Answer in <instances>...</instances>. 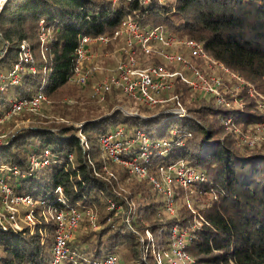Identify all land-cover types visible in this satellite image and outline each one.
I'll return each instance as SVG.
<instances>
[{"label": "trees", "instance_id": "16d2710c", "mask_svg": "<svg viewBox=\"0 0 264 264\" xmlns=\"http://www.w3.org/2000/svg\"><path fill=\"white\" fill-rule=\"evenodd\" d=\"M129 14L142 24H158L176 37L199 41L211 57L264 93V0H5L0 5V35L6 41L0 56V73L5 76L0 121L11 99L38 90L47 98H58L69 84L92 87L104 71L90 75L85 84L73 83L75 47L84 35L112 34ZM41 31L47 34L44 42ZM23 40L33 51V61L15 70L17 81L12 82L8 74L19 61ZM172 91L185 107L183 116L164 113L161 106H139L138 115L124 113L115 107L125 98L115 86L105 93L100 107L78 99L70 109L62 108L60 118L65 121L21 112L0 139V177L16 193L37 202L32 213L40 219L42 211L64 205L94 212L97 228L76 230L68 241L82 264L108 254H114L118 264H157L155 250L168 248L173 226L191 236L185 247L197 264H264V141L241 145L222 122L232 114L234 124L251 131L264 112L244 90L237 93L243 107L236 111L178 80ZM118 127L136 139L135 153L140 146L147 148L143 164L149 176H160L168 164L184 163L201 171L203 180L186 187L172 180V211L149 177L122 172V178L114 180L104 168L114 169V161L99 137ZM137 130L144 133L146 144L136 138ZM32 157L48 162L35 166ZM189 202L200 216L191 212ZM195 220L198 225L191 228ZM29 226L16 229L0 223V264H51L52 219ZM101 248L116 253L107 251L99 259Z\"/></svg>", "mask_w": 264, "mask_h": 264}, {"label": "built area", "instance_id": "2783aa9c", "mask_svg": "<svg viewBox=\"0 0 264 264\" xmlns=\"http://www.w3.org/2000/svg\"><path fill=\"white\" fill-rule=\"evenodd\" d=\"M2 1L0 0V4ZM141 1L146 3L148 0ZM120 38H123L121 59L114 68H106L108 74L92 84V96L99 101L103 100L105 93L115 86L121 88L125 97L120 99L115 107L124 113L138 115L140 114L139 106L148 109L161 106L164 113L171 112L176 117H180L185 114V107L178 93L172 91L175 80H178L188 85L193 91L211 96L217 104L235 111L243 107L237 93L244 90L253 97L256 106L264 112V93L258 91L252 83L221 61L211 57L199 41L176 37L158 24L151 22L142 24L130 14L121 19L118 28L112 34L84 35L80 38L74 50L71 81L79 85L85 84L90 75L99 71L100 67L93 63L97 56V53L91 51L93 45H107L121 40ZM39 39L44 42L47 34L41 31ZM152 56L160 58L162 63L154 62L152 58L150 62L144 61L145 57ZM18 58L19 61L14 63L13 70L8 74L12 82L17 81L14 71L33 61V51L25 40L20 43ZM192 59L202 60L204 67L201 68ZM29 69L34 71L33 66ZM4 77L0 74V89L3 87L1 82ZM46 100V95L38 90L32 96L11 99L6 113L8 115L21 110L35 111ZM130 100H134L136 104H129ZM222 122L225 128L238 130L240 134L238 143L241 145L252 147L257 142L264 141V118L252 123L254 129L251 131H243L240 126L234 124L232 114L224 116ZM135 136L146 144L144 133L137 130ZM84 139L83 135L81 141L84 142ZM135 141L133 136H126L121 127L102 133L99 137L103 151L112 161L122 163L132 172L144 176L147 170L143 159L147 157V148L140 146V151L137 152V150L135 153L133 147ZM47 162V159L37 161L31 158V163L35 166H42ZM104 168L106 169L105 165ZM149 180L153 188L164 193L165 207L172 211L171 181L174 180L186 187L194 181L203 180V173L184 163L168 164L166 168H162L160 176L151 175ZM57 190L61 192V187H57ZM0 199L9 207L12 203L31 204L34 200L28 194L16 193L2 177H0ZM110 206L113 204L111 203ZM50 210L53 211L54 224L51 264H82L70 250L68 241L73 237L84 216L93 227H96L94 212L91 209L81 211L78 207L71 205ZM9 217L13 219L14 213L11 212ZM149 236L152 237V235ZM187 240H191L187 230L173 226L168 248L155 250L157 264L165 262L167 264H197L185 247ZM93 264H118V260L114 254H108Z\"/></svg>", "mask_w": 264, "mask_h": 264}, {"label": "rangeland", "instance_id": "374dc122", "mask_svg": "<svg viewBox=\"0 0 264 264\" xmlns=\"http://www.w3.org/2000/svg\"><path fill=\"white\" fill-rule=\"evenodd\" d=\"M120 39L121 40H118L119 43H116V44H114L113 42H111L107 45L95 44L91 48L92 52L97 53V56L95 57L93 63L97 64L100 67L99 71L100 70L104 71V76L106 74H108L106 72V68H110V69L114 68L115 65L117 64L119 58H120L121 49L123 47V38H120ZM192 60H194L195 62H198V65L201 68L204 67V65H203L204 62L202 60L201 61H199L198 59H192ZM144 61L150 62L151 57H145ZM170 66H175V65L170 64ZM96 72H98V71H96ZM0 74H2V73H0ZM103 77H101L100 79H102ZM100 79H97L96 81H98ZM90 95H92V87H89V86L79 87V86H75L73 84H69L68 86H66V90L64 89L63 94L60 97H58V98H47V100L43 101L40 104L39 108L35 111L21 110L19 112H15V113L8 114V115H7V113H4V117L0 121V135L7 133L6 130H8L10 127H12V126H10L7 128V126L9 125V123H12V121L15 119L14 118L15 116H16V119H18V116L21 112H30L35 116H40L41 118H45V119H49V120L65 121L64 119L60 118V112L62 111L61 109L65 108V107L70 109L71 105L74 104L75 101L78 99H85V100H79L80 102L88 100V101H90V103H93L96 106H99L100 104H102V102H100V101L99 102L97 101V103L93 102L91 99L92 98L96 99V97H94V96L92 97ZM130 103L136 104V102L134 100H130L129 104ZM167 119L172 120V122H174V123L179 122V120L177 118H174V117L169 118V116H168ZM167 119L165 121H167ZM79 124L80 123H78V125ZM162 128L163 127L161 125L157 130H155L154 134L158 133V131ZM229 130H232V132H234L236 134L237 139H239L240 134L238 133V130H235V129L233 130L232 128H230ZM78 136L81 139H83V135L80 132H78ZM1 138H2V136H0V139ZM84 142H85V139H84ZM114 165H115L114 169H111L108 166L106 167V165H105L106 169L108 170L107 175L111 176L110 174H112L114 180L118 181L119 180L118 178H122L120 176V174H123L124 172L126 173L127 177H133V176H136L138 178H142V177L148 178L149 177L148 173H146L144 176H142V175H138V174L132 172L129 167L125 166L122 163L114 162ZM126 176L124 175L123 179H127ZM170 188H171V185H170ZM163 201H164V203L166 201L165 195H163ZM205 201L206 200L203 199L201 203H203ZM36 204H37V202L33 200V203H31V204L22 203V202L19 204L12 203L9 207V206H6L5 204H3L1 199H0V223L3 225L5 224L9 227L19 229V227H22L25 225H30L29 227H32V226H34V223L38 222V220L45 222V221H48L49 218L52 219V212L53 211L51 212L50 209L48 211H42L41 219L38 217H35L32 213L33 212L32 210ZM8 205H9V202H8ZM189 205L191 206L190 209H191L192 213H195V214L198 213L199 216L201 215L199 210H197L198 208H195L191 202H189ZM11 212L14 213L13 219H11L9 217ZM193 219H195V217ZM52 222H53V219H52ZM95 224H96V227H93L91 225V223L89 222V220L84 219V221L80 223L79 229L77 228V231H86L87 227L92 228V229H96L98 225L96 222H95ZM197 225H198V222H196V220H195L194 223L191 224L190 226L195 227ZM145 235L148 238L153 239V236L152 237L149 236V235H151L150 233L146 232ZM162 249H166V248H162ZM101 250H102V252L98 255L99 259H101L103 257V254L105 255V252H107V251L108 252L112 251L113 253H116L115 249L101 248ZM90 255H92V256L94 255V252L92 250L90 251Z\"/></svg>", "mask_w": 264, "mask_h": 264}, {"label": "water", "instance_id": "95a60500", "mask_svg": "<svg viewBox=\"0 0 264 264\" xmlns=\"http://www.w3.org/2000/svg\"><path fill=\"white\" fill-rule=\"evenodd\" d=\"M5 0H3L2 2H4ZM6 48V41L1 37L0 35V56L3 54V52L5 51Z\"/></svg>", "mask_w": 264, "mask_h": 264}]
</instances>
